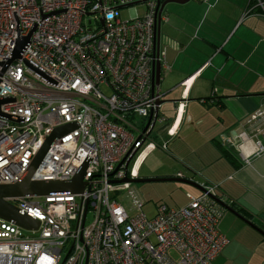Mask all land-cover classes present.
<instances>
[{
  "label": "built area",
  "instance_id": "1",
  "mask_svg": "<svg viewBox=\"0 0 264 264\" xmlns=\"http://www.w3.org/2000/svg\"><path fill=\"white\" fill-rule=\"evenodd\" d=\"M162 2L0 0V187L23 177L58 128L31 179L68 181L84 168L79 193L8 199L38 227L0 219V264H212L227 245L217 184L204 182L198 194L186 193V205L158 204L147 216L123 181L137 179L144 159L168 146L153 132L166 121L154 79L157 63L167 67L155 47L156 22L166 18ZM138 3L146 6L142 16ZM125 7L130 14L122 19ZM17 45L19 57L8 63ZM191 78L181 82L168 137L177 131ZM253 119L264 121V104L247 122ZM253 138L252 149L264 152V126L252 136L243 129L230 136L245 161Z\"/></svg>",
  "mask_w": 264,
  "mask_h": 264
},
{
  "label": "crops",
  "instance_id": "2",
  "mask_svg": "<svg viewBox=\"0 0 264 264\" xmlns=\"http://www.w3.org/2000/svg\"><path fill=\"white\" fill-rule=\"evenodd\" d=\"M259 1L264 3L171 2L178 6L169 4V15L160 23L167 66L159 80L165 130L175 119L181 82L192 78L175 135L161 131L172 159L146 166L148 155L137 179L176 181L184 193L177 207L188 202L186 193L198 194L202 183L219 186L223 200L232 202L228 207L245 220L225 209L219 230L228 243L212 264H264V152L252 149L253 138L244 146L245 161L230 140L237 130L252 136L264 126L262 120L247 122L264 104V6Z\"/></svg>",
  "mask_w": 264,
  "mask_h": 264
},
{
  "label": "water",
  "instance_id": "3",
  "mask_svg": "<svg viewBox=\"0 0 264 264\" xmlns=\"http://www.w3.org/2000/svg\"><path fill=\"white\" fill-rule=\"evenodd\" d=\"M189 0H163V2L159 6V14L163 10L166 3L174 2L183 4L188 2ZM160 45V22L157 20L155 25V47L156 49ZM22 45H17L16 49L14 50V53L12 55V58L8 61L11 62L13 59H16L19 57V51ZM154 79L156 83H159L160 80V65L157 63L154 67ZM6 101V100H4ZM3 101H0V103ZM162 101H159V104H161ZM156 115V113H155ZM152 118V114H150L148 118V123ZM147 123V125H148ZM154 123V121H153ZM152 123V124H153ZM64 128H58L56 129L44 142V144L41 146L37 154L35 155L32 163L30 164L28 170L23 175V177L16 182L15 184H12L10 186H2L0 187V219L7 220V221H13L17 226L26 229V230H32L36 229L38 227V221L32 219L31 217L27 215L20 214L16 207L8 201V199L11 198H18V197H40L45 195H54V194H66V193H79L82 191L84 187L83 182V167H81L77 173L73 176L72 179L68 181H58V180H32L31 175L39 163L41 157L45 153L46 149L52 142V140L59 135V133ZM130 158H128L127 162ZM123 181H130V182H138V179L129 180L125 178ZM218 203L224 207V209L233 212L237 216L243 219L242 216L237 214L235 211H233L231 208L228 207V205L222 201H218ZM245 220V219H243ZM247 221V220H246ZM264 234V232H262Z\"/></svg>",
  "mask_w": 264,
  "mask_h": 264
},
{
  "label": "rangeland",
  "instance_id": "4",
  "mask_svg": "<svg viewBox=\"0 0 264 264\" xmlns=\"http://www.w3.org/2000/svg\"><path fill=\"white\" fill-rule=\"evenodd\" d=\"M178 6L174 3H166L163 9V15H169V6ZM174 4V5H173ZM134 8L139 16H142L146 10V6L144 4L138 3L134 5ZM130 14V8H121L120 15L122 19H127ZM164 23L161 24V29H163ZM162 113H164V109H160ZM165 114V113H164ZM164 124L161 122H156L153 128V132L157 133L158 138L161 139L163 136L161 131H164ZM170 151V152H169ZM172 149L169 146L168 149L162 150L160 148H156L149 156L147 157V161L145 165H150L152 162H157L159 164H167V161L172 159ZM171 153V154H170ZM175 185V186H174ZM178 183L176 181H155V180H144L142 182H131V189L136 193L138 198L142 200L144 203L142 210L145 212L147 216H152L155 211V206L158 204H165L171 208L177 207L184 200V193L180 191L176 186ZM194 193L198 192L195 188H192ZM123 203L127 205L128 200L126 198L123 199Z\"/></svg>",
  "mask_w": 264,
  "mask_h": 264
},
{
  "label": "trees",
  "instance_id": "5",
  "mask_svg": "<svg viewBox=\"0 0 264 264\" xmlns=\"http://www.w3.org/2000/svg\"><path fill=\"white\" fill-rule=\"evenodd\" d=\"M159 115H161V116H163L162 115V113L160 112V109H159ZM164 117V116H163ZM165 118V117H164ZM166 119V118H165ZM164 124V123H163ZM226 156H228L229 158H230V156L227 154V153H225V152H223ZM221 201V200H220ZM222 202H224V203H226L228 206H231L232 205V202H225V201H222ZM220 205V204H219ZM221 206V205H220ZM222 207V206H221ZM223 208V210L225 211V209H224V207H222Z\"/></svg>",
  "mask_w": 264,
  "mask_h": 264
}]
</instances>
